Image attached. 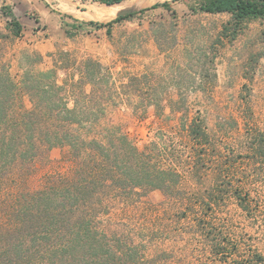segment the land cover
Returning <instances> with one entry per match:
<instances>
[{
  "label": "rangeland",
  "instance_id": "obj_1",
  "mask_svg": "<svg viewBox=\"0 0 264 264\" xmlns=\"http://www.w3.org/2000/svg\"><path fill=\"white\" fill-rule=\"evenodd\" d=\"M50 1L57 14L47 12L46 0H0V68L19 81L28 70L58 67L59 82L70 83L84 59L99 61L118 87L96 81L106 103L96 132L121 131L152 163L179 174L173 190L114 192L101 223L141 240L146 258L157 264L249 263L264 256V163L250 148L264 131L261 21H251L230 41L218 35L227 14L192 13L190 0H148L109 18L75 0ZM164 1L175 16L152 8ZM6 5L22 25L18 37L6 28ZM66 5L77 10L67 14ZM128 13L134 15L97 26ZM132 75L143 77L122 87ZM23 99L29 107L28 96ZM193 120L206 140L190 138L186 129ZM36 167L35 187L44 173L68 169L67 147L46 151ZM210 197L217 203L207 208L203 201Z\"/></svg>",
  "mask_w": 264,
  "mask_h": 264
},
{
  "label": "trees",
  "instance_id": "obj_2",
  "mask_svg": "<svg viewBox=\"0 0 264 264\" xmlns=\"http://www.w3.org/2000/svg\"><path fill=\"white\" fill-rule=\"evenodd\" d=\"M90 1L111 5L123 0ZM190 1L192 13L227 14L220 38L234 40L255 20L261 21L264 36V0ZM156 7L176 14L168 1L152 6ZM1 13L7 18L6 28L20 36L22 25L14 10L6 5ZM133 15H119L97 26L110 27ZM57 68L28 70L19 81L0 68V264H157L146 258L141 240L121 228L112 229L110 223L103 225L99 215L116 191L177 188L179 181L173 177L178 172L152 163L121 131L96 132L106 104L96 81L103 80L115 91L118 87L109 67L86 58L78 78L68 77L70 83L59 82ZM142 77L132 75L122 87ZM186 130L194 142L207 139L194 120ZM202 144L199 141L200 157ZM53 147H67L68 169L44 173L40 185L31 186L37 161ZM250 148L264 163V131L255 134ZM215 203L211 197L203 201L207 208ZM239 205L244 208L242 199ZM235 264H264V256Z\"/></svg>",
  "mask_w": 264,
  "mask_h": 264
},
{
  "label": "bare ground",
  "instance_id": "obj_3",
  "mask_svg": "<svg viewBox=\"0 0 264 264\" xmlns=\"http://www.w3.org/2000/svg\"><path fill=\"white\" fill-rule=\"evenodd\" d=\"M75 1L77 2V4H80L81 6L86 7L90 9L91 11H93L95 15H98L99 17H103V18H109L112 16L114 17L115 15L120 14L123 11H126L130 8L140 6L139 3H141L140 0H123L119 3L105 5L103 3H100V4L92 3L91 1H88V0H75ZM149 1H152V0H149ZM130 2L134 3V4L131 3L133 6H130L131 4L129 5Z\"/></svg>",
  "mask_w": 264,
  "mask_h": 264
},
{
  "label": "crops",
  "instance_id": "obj_4",
  "mask_svg": "<svg viewBox=\"0 0 264 264\" xmlns=\"http://www.w3.org/2000/svg\"><path fill=\"white\" fill-rule=\"evenodd\" d=\"M88 1H90V0H88ZM92 2V1H91ZM140 2L141 3H139L140 4V6H142V5H144L146 2H149L148 0H140ZM92 3H98V2H92ZM134 4L133 2H130L129 3V5L130 4ZM100 4V3H99ZM130 5V6H133V5ZM106 5V4H105ZM46 10H47V12H50V13H52V14H57L58 12V10L56 9V7L52 4V2L50 1V0H46ZM74 10H77V6L76 5H66V9H65V12L67 13V14H73V11ZM44 11H45V9H44ZM90 11V9L88 10V12ZM46 12V11H45ZM84 12H86V11H84ZM124 12V11H123ZM75 16V15H74ZM75 18H79V17H77V16H75ZM81 19V18H80ZM82 25H87V26H90L91 25V23H88V22H85V23H83V22H81V21H79Z\"/></svg>",
  "mask_w": 264,
  "mask_h": 264
},
{
  "label": "water",
  "instance_id": "obj_5",
  "mask_svg": "<svg viewBox=\"0 0 264 264\" xmlns=\"http://www.w3.org/2000/svg\"><path fill=\"white\" fill-rule=\"evenodd\" d=\"M123 13V12H122Z\"/></svg>",
  "mask_w": 264,
  "mask_h": 264
}]
</instances>
